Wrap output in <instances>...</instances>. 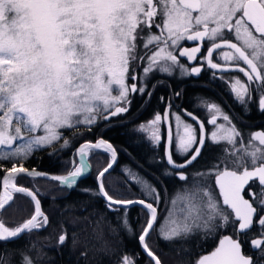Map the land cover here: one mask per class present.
Instances as JSON below:
<instances>
[{
    "label": "snow or ice",
    "instance_id": "6c2138e0",
    "mask_svg": "<svg viewBox=\"0 0 264 264\" xmlns=\"http://www.w3.org/2000/svg\"><path fill=\"white\" fill-rule=\"evenodd\" d=\"M185 40L207 41L201 65L206 62L207 68L221 74L242 73L246 80L225 79L230 94L247 107L255 93L258 110L264 112V0H0V162L11 163V167L0 163V172L5 173L0 212L13 201V192L30 197L34 203L33 213L14 227L0 220V242L46 228L49 222L36 193L19 185V178L47 177L72 188L91 167L86 159L89 149H103L110 153L112 162L117 156L113 146L103 139L86 142L78 149L79 160L73 161L67 175L49 176L24 166L34 150H56L57 144L59 149L67 148L70 140L61 129L79 131L84 125L90 131L98 120L126 113L130 95L147 93L150 98L143 81L151 72L172 75L178 68L182 75L198 76L202 66L194 64L189 69L179 57L194 61L201 46L183 47L181 42ZM141 67L143 77L137 72ZM217 72L212 73L213 78H223ZM202 103L209 114L207 124L214 130H206L203 121L185 110L198 129L172 112L174 134L169 121L170 102L163 114L157 111L147 124L139 125V131L149 133L153 146L158 147L164 140V159L175 170L186 169L196 161L206 139L229 145L223 150L224 158L208 170L192 174L205 182L214 178L218 195L211 183L194 179L171 200L172 207L159 226L158 236L165 241L187 240L202 233L201 238L206 239L231 226L234 235H223L217 246L199 255L194 264H264V130L250 133L245 142L221 106ZM162 121L166 138L161 135ZM38 132L42 134L36 135ZM173 146L184 158L182 162L173 158ZM112 162L97 174V190L83 191L102 197L109 211L124 206L120 223L125 229H130L128 206H142L147 218L139 242L150 258L148 264H162L146 239L154 230L161 194L145 178L126 170L128 179L139 185L145 199L110 195L103 177ZM165 172L171 174L167 169ZM176 175L181 181L189 180L185 172ZM250 182L255 184L249 186ZM246 186L251 199L243 195ZM254 218L258 232L249 243L255 256L242 251L239 238L253 228ZM101 220L96 221L97 228ZM110 231L115 229L110 227ZM66 239V233H62L58 243L63 245ZM17 251L19 264H33L23 250ZM0 264L11 261L0 255ZM117 264L134 262L124 254Z\"/></svg>",
    "mask_w": 264,
    "mask_h": 264
},
{
    "label": "trees",
    "instance_id": "16d2710c",
    "mask_svg": "<svg viewBox=\"0 0 264 264\" xmlns=\"http://www.w3.org/2000/svg\"><path fill=\"white\" fill-rule=\"evenodd\" d=\"M175 92L174 89L172 97ZM159 100V92L154 91L144 108L147 116L158 109ZM137 126L139 123L128 121L124 114L109 121L100 119L90 126V131L84 125L79 126V131L61 129L64 136L70 140L69 146L59 149L57 144L56 150L36 149L24 161V166L51 175H66L71 170L73 154L81 144L94 143L98 139L109 142L118 158L113 170L103 178L105 189L115 198L145 199L139 185L128 179L126 170L140 175L154 185L161 194V200L157 208L158 219L147 240L148 244L162 264H193L199 255L205 253L206 247L212 243L211 240L215 242L219 230L206 239L201 238L202 233L190 236L187 240L165 241L159 238L158 229L168 214V209L172 207L171 200L178 192H183L190 185L175 184L174 173L168 170L163 162H157L163 160L162 150L153 146L143 134L136 131ZM41 134L36 133V135ZM222 147L224 145L220 143L214 144L212 148ZM216 156L220 157L221 154L214 149L205 153L203 161L198 162L197 172L206 171L207 168L201 167L200 164L203 165L204 160L210 162ZM110 161L111 158L107 153L90 151L88 162L91 173L71 191L55 182L19 178L17 181L19 185L36 193L41 202L42 211L48 216L49 222L46 228L21 234L19 238L7 243L0 242V255L10 259L11 264H19L20 253L17 250H23L29 255L33 264H115L122 255L127 254L132 259L138 260L139 264H148L149 260L141 253L138 244L147 211L139 207L128 208L127 219L130 229H125L120 223V218L125 214L124 209L109 211L100 196L83 191L84 189L97 190V174L107 167ZM0 163L5 167H11L8 161ZM166 169L171 174H166ZM4 174L0 172V180ZM194 179L201 183L212 184V179L207 182L201 177H195L192 181ZM13 195V202L0 213V220L8 227L20 224L34 210V203L30 197L16 192H13ZM98 220H101L99 228L96 227ZM110 227L115 231H110ZM62 233L67 235L63 245L58 243V237ZM73 239L77 241L75 244Z\"/></svg>",
    "mask_w": 264,
    "mask_h": 264
},
{
    "label": "flooded vegetation",
    "instance_id": "af4514ba",
    "mask_svg": "<svg viewBox=\"0 0 264 264\" xmlns=\"http://www.w3.org/2000/svg\"><path fill=\"white\" fill-rule=\"evenodd\" d=\"M153 30L155 31V29ZM181 45L183 47H189V48L193 46H201V52L196 54L197 56L196 60L188 61L186 57H179L180 62L184 64L186 67H188L189 69L194 64L197 66H202L203 70L201 71V73L198 76L194 74L193 75H182L178 68L174 71L172 75H167L165 73H161L158 71L149 73L147 79L144 80L143 82L147 85V89L148 91L151 92V95L153 94L154 91L159 92L160 100L158 102L159 104L158 109L153 111L149 116H147L145 114L146 111L144 109L150 99L147 93L145 95L132 94L129 96L131 103L130 105H127L128 111L125 113V117L127 116L128 121L137 122L139 123V125L142 123L144 124L154 118L155 112L159 111L161 114H163L166 105L170 102L171 109H170L169 121L173 125L174 134H175L176 129H175L174 117L171 116L172 112L180 114L182 119L185 122L192 123L198 129V124L196 123V121L191 120V117L185 114V110L187 112L193 113L201 121H203L205 123L206 130H212L213 125L207 124V119L209 118V114H208V110L202 103V101H204L207 103L214 102L218 104L219 106H221L222 110L230 116L232 123L241 132L242 138L245 142H247L250 133H253L259 130H264V112H261L260 110H258L257 102L255 99V93L253 94L254 95L253 100L248 104L247 107H245V106H242L234 98V95L230 94L229 84L225 83V79L232 78V77H240L246 80V78L243 77V74L239 72H225L221 74L217 72V70L207 68L206 62H204V64L201 65V58L205 56L206 50L208 47L207 41L189 42L185 40L181 42ZM220 62L223 63L222 60ZM137 72L140 77H143L142 67L138 68ZM213 72H217V76L218 77L222 76L223 78L214 79L212 75ZM128 83H132V81L129 80ZM138 86H139V82H138ZM174 89L176 90L175 94L177 92L180 93L179 96L174 95L172 97V92H174ZM165 94H167L168 96L167 95L165 96ZM161 97H164L165 99L162 101ZM217 122L223 123L222 119H218ZM160 127H161V135L166 138V124L163 121ZM179 131L181 134H183L182 128ZM221 144H223L224 147L220 149L212 148L214 146V143H211L208 139H206L205 146L203 147L199 158L193 164L188 166V168L182 169V170H172L166 165V162L164 159L165 142L163 139L160 145L158 146V148L162 150V159H163V163L165 167L174 173V176L176 179L175 184L178 186H181L182 184L191 185L192 179L195 178L193 177L192 174L197 172L198 169L196 167L198 166V162L200 160L203 161L202 159H204L203 157L205 153H208L214 149L219 154H221L220 157L216 156L210 162H205L204 160V164L203 165L200 164L201 167H205L207 168V170L211 168L213 164L216 163L218 160H220L221 158H224L225 154L223 150L224 148L229 147V145L223 141L221 142ZM172 151H173V158L177 162H182L184 158L176 154L174 146L172 148ZM178 171L185 172L189 176V180L181 181L179 179V176L176 175V172ZM254 184L255 182H250L249 186H253ZM212 186L214 188V191L218 195V190L215 186L214 178L212 179ZM249 186H246L245 191L243 193L246 199H251L248 195ZM157 219H158V215H157ZM257 232H258V228L255 224V218H254L253 228L249 230L246 234H241V236L239 237L241 244H242V251L245 254L255 256V253H253L250 248L249 241L251 238H253V236L257 234ZM218 233L219 235L217 239L215 240V242L211 240L212 243L210 244V246L206 247V251L203 254L210 253L217 246L219 239L223 235H234V231L231 226H229L228 228L219 230ZM149 237H147V240ZM138 244H139V240H138ZM139 249H140V246H139ZM194 261H193V264H194ZM117 262L115 264H117ZM133 262L134 264H139L138 260L133 259Z\"/></svg>",
    "mask_w": 264,
    "mask_h": 264
},
{
    "label": "water",
    "instance_id": "95a60500",
    "mask_svg": "<svg viewBox=\"0 0 264 264\" xmlns=\"http://www.w3.org/2000/svg\"><path fill=\"white\" fill-rule=\"evenodd\" d=\"M99 140V139H98ZM97 140V141H98ZM97 141H95V142H97ZM94 142V143H95ZM107 142V141H106ZM109 143V142H108ZM82 145V144H81ZM80 145V146H81ZM80 146L75 150V153H74V155H75V159H76V161L78 162V160H79V155H78V149L80 148ZM93 149H89L88 150V153L90 152V151H92ZM93 151H101V152H105V151H103V149H95V150H93ZM105 153H107V152H105ZM164 153H165V150H164ZM110 157H111V155H110V153H107ZM117 158H118V156H116V159H115V161L114 162H112V167L109 169V171L107 172V173H105V176L106 175H108L112 170H113V168L115 167V165H116V163H117ZM199 158V157H198ZM197 158V159H198ZM86 159H87V157H86ZM88 160V159H87ZM165 162H166V159H165ZM195 162V161H194ZM193 162V163H194ZM192 163V164H193ZM166 165H167V163H166ZM168 166V165H167ZM169 167V166H168ZM170 168V167H169ZM172 170H175V169H172ZM179 170H182V169H179ZM90 173H91V167H90V169L88 170V171H86L84 174H82L80 177H78L77 178V182H76V184L72 187V188H67L66 186H63L65 189H67V190H69V191H71L73 188H75V186L79 183V182H81L82 180H84V179H86L89 175H90ZM47 174V173H46ZM49 176L51 175V174H48ZM104 176V177H105ZM103 177V178H104ZM31 179H39V180H44V181H49V182H55V183H58L59 184V182L58 181H52V180H50V179H48L47 177H36V178H31ZM60 185V184H59ZM96 185L98 186V182H97V178H96ZM62 187V186H61ZM0 189H1V193L3 192V181H2V178H1V180H0ZM217 190H218V188H217ZM219 191V190H218ZM101 199L103 200V202L105 203V200L101 197ZM13 200H14V196H13ZM13 201H11L10 202V204L12 203ZM8 207V206H7ZM6 207V208H7ZM114 207H116V208H118V209H124V206H114ZM131 207H139V208H142V206H140V205H130V206H128V208H131ZM1 213V212H0ZM157 215H158V213H157ZM155 226V225H154ZM152 232V231H151ZM150 232V233H151ZM147 239V238H146ZM218 244V243H217ZM139 246H140V249H141V252H142V254L149 260L150 258H148L147 256H146V254L143 252V250H142V246H141V244H140V242H139Z\"/></svg>",
    "mask_w": 264,
    "mask_h": 264
},
{
    "label": "rangeland",
    "instance_id": "374dc122",
    "mask_svg": "<svg viewBox=\"0 0 264 264\" xmlns=\"http://www.w3.org/2000/svg\"><path fill=\"white\" fill-rule=\"evenodd\" d=\"M124 114H125V113L120 114V115H117V116H122V115H124ZM114 117H116V116H114ZM114 117H111L110 119H112V118H114ZM110 119H109V120H110ZM109 120H107V121H109ZM104 121H106V120H104ZM147 123H148V122H146V123H144V124H147ZM138 129H139V126L136 127V131H138L139 133L143 134V136L146 137V139H147V140L153 145V143L151 142V140H149V138H148L149 133H147V132H141V131H139ZM212 130H214V126H213V129H212ZM89 153H90V152H89ZM88 155H89V154H88ZM87 158H88V156H87ZM110 158H111V157H110ZM73 161H76V159H75L74 156H73V158H72L71 170H72V167H73ZM110 162H111V161H110ZM110 162H109V163H110ZM71 170H70V171H71ZM67 174H68V173H67ZM67 174H66V175H67ZM0 194H2V193H1V190H0ZM13 196H14V195H13ZM163 221H164V220H163ZM162 223H163V222H162ZM162 223H161V224H162Z\"/></svg>",
    "mask_w": 264,
    "mask_h": 264
}]
</instances>
